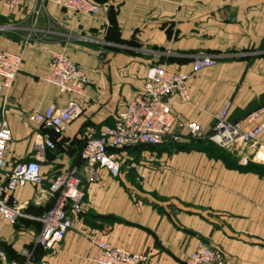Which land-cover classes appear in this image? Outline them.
<instances>
[{
    "label": "crops",
    "instance_id": "crops-1",
    "mask_svg": "<svg viewBox=\"0 0 264 264\" xmlns=\"http://www.w3.org/2000/svg\"><path fill=\"white\" fill-rule=\"evenodd\" d=\"M95 1L100 9L86 15L56 0H21L11 11L0 0V51L22 56L12 86L0 92V118L11 134L3 181L14 164L40 156L44 177L41 187L26 184L13 193L18 203H29L23 210L29 225L15 233L0 215V250L8 260L22 261L27 248L50 264H97L90 242L97 239L144 255L145 264H186L203 243L221 253L223 264H264V176L246 170L264 168V159L254 160L255 148L209 141L223 159L178 150L194 139L176 124L159 145L111 149L120 162L117 177L99 167L88 171L80 157L86 129L113 126L155 65L189 73L187 101L175 95L168 104L181 124L199 125L195 140H208L223 108L238 120L263 105L264 0ZM55 54L85 72L89 83L81 95L62 94L47 80ZM201 56L216 62L192 71ZM71 102L81 112L59 133L31 118ZM46 141L51 145L40 155L37 147ZM63 171L75 172L82 197L68 213L74 228L44 250L36 244V217L53 205L49 181ZM38 190L41 201L34 204Z\"/></svg>",
    "mask_w": 264,
    "mask_h": 264
},
{
    "label": "built area",
    "instance_id": "built-area-1",
    "mask_svg": "<svg viewBox=\"0 0 264 264\" xmlns=\"http://www.w3.org/2000/svg\"><path fill=\"white\" fill-rule=\"evenodd\" d=\"M8 10L20 5L21 0H3ZM62 7L77 13L93 15L100 9L95 0H56ZM22 56L18 52L0 51V92L12 86L20 70ZM215 59L201 56L192 62V71L211 67ZM50 73L47 80L58 87L62 94L81 95L89 79L85 72L68 56L55 54L49 62ZM189 73L182 70H169L164 65H155L148 69L147 78L139 94L119 114L113 126H103L98 129L88 128L84 132V145L81 158L86 168L94 172L95 167L105 169L113 177L120 171V162L111 149L124 150L138 146H156L163 142L173 127L178 124L184 127L190 137L196 139L201 134L199 125L195 122L181 124L172 115L168 98L175 95L182 101H187V79ZM81 112L76 102H71L64 108L49 105L45 111L33 113L31 118L42 128L61 132ZM264 132V104L248 112L238 120L229 118L228 109L223 108L207 139L222 148L250 146L255 148L254 160L264 159V148L261 135ZM11 134L6 120L0 118V214L10 223L22 217L24 208L29 204H20L13 198L17 188L26 184L41 187L44 177L41 173V156L38 159L18 162L13 165L6 180L3 181L5 155L10 147ZM46 141L38 145L40 155ZM80 180L74 171H63L54 175L47 188V194L53 199L51 208L43 211L36 218L40 230L36 235V244L42 249H51L60 243L66 233L74 228V222L68 213L76 212L81 201L82 191ZM33 199L39 204L40 193ZM91 245L97 250L94 261L97 264H145L144 255L130 254L111 246L107 242L92 239ZM22 261L8 260L6 252L0 250V260L3 264H50L44 259L36 260L33 252L24 248L20 252ZM186 264H223V257L217 250L199 243L186 259Z\"/></svg>",
    "mask_w": 264,
    "mask_h": 264
},
{
    "label": "trees",
    "instance_id": "trees-1",
    "mask_svg": "<svg viewBox=\"0 0 264 264\" xmlns=\"http://www.w3.org/2000/svg\"><path fill=\"white\" fill-rule=\"evenodd\" d=\"M144 146H147V145H144ZM191 148H195V149H198V150H203L206 153H208L210 156H215V157H219V158H222V159L224 158L222 151L220 149H218L216 146L212 145L209 142V140H207L205 142L204 141H200V140H191L190 143H188V145H183V146H178L177 147L178 150L191 149ZM81 160H82V158H81ZM246 170L253 171V172H256V173L264 176V168H261L259 166H256V165H253V164L252 165H248Z\"/></svg>",
    "mask_w": 264,
    "mask_h": 264
},
{
    "label": "rangeland",
    "instance_id": "rangeland-1",
    "mask_svg": "<svg viewBox=\"0 0 264 264\" xmlns=\"http://www.w3.org/2000/svg\"><path fill=\"white\" fill-rule=\"evenodd\" d=\"M194 139V138H193ZM165 140V139H164ZM163 140V141H164ZM195 140V139H194ZM39 189V188H38ZM37 201V199H36ZM35 204V203H34ZM1 215V214H0ZM2 216V215H1ZM28 215L25 214L23 212V215L22 217L18 218L15 223H10L4 216H2V220L4 221V223H6V225L8 227H10L11 229H13L15 231V233H17L21 228H24L26 226L29 225V223L27 222V220H25V218L27 217ZM37 218V217H36ZM12 224V225H11ZM4 243H1V245H3Z\"/></svg>",
    "mask_w": 264,
    "mask_h": 264
}]
</instances>
